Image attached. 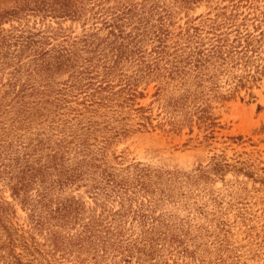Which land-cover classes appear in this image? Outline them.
Masks as SVG:
<instances>
[{
	"label": "rangeland",
	"instance_id": "1",
	"mask_svg": "<svg viewBox=\"0 0 264 264\" xmlns=\"http://www.w3.org/2000/svg\"><path fill=\"white\" fill-rule=\"evenodd\" d=\"M0 264H264V0H0Z\"/></svg>",
	"mask_w": 264,
	"mask_h": 264
}]
</instances>
